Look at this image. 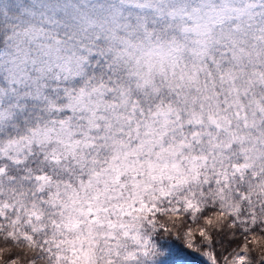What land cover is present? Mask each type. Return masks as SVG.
<instances>
[{
    "label": "snow or ice",
    "instance_id": "obj_1",
    "mask_svg": "<svg viewBox=\"0 0 264 264\" xmlns=\"http://www.w3.org/2000/svg\"><path fill=\"white\" fill-rule=\"evenodd\" d=\"M0 264H264V0H0Z\"/></svg>",
    "mask_w": 264,
    "mask_h": 264
},
{
    "label": "clouds",
    "instance_id": "obj_2",
    "mask_svg": "<svg viewBox=\"0 0 264 264\" xmlns=\"http://www.w3.org/2000/svg\"><path fill=\"white\" fill-rule=\"evenodd\" d=\"M80 2L86 4L88 0H80ZM69 23H71V21H69ZM82 35L83 34L77 35L72 27H69L66 32H61L58 37L61 44L56 56L63 59H53L44 73L46 80L42 88H55L59 86L63 89L64 87H68L70 89L67 94L69 103H78L77 97L73 96L72 93H77L78 96L79 89L83 87V84H76V80H87L90 76H99L102 71L107 72L106 58L97 55L95 50H92L91 55H89L85 45L81 43ZM184 43L185 47L181 55L183 56L184 63L188 64L195 60V53L191 51V49L196 46L194 43V34H191L189 39ZM99 61H105V63L101 64ZM21 95H24V93ZM29 100H32L31 96H29ZM35 103L36 101H33V104ZM23 118L24 116L21 114V120H23ZM78 123V120L73 121V124ZM49 131L53 136H60L66 131V128L64 125H60V127H54ZM47 148L48 145L46 144L36 143L35 147L32 149L34 154L31 156L29 163L39 159Z\"/></svg>",
    "mask_w": 264,
    "mask_h": 264
},
{
    "label": "trees",
    "instance_id": "obj_3",
    "mask_svg": "<svg viewBox=\"0 0 264 264\" xmlns=\"http://www.w3.org/2000/svg\"><path fill=\"white\" fill-rule=\"evenodd\" d=\"M233 248H235V245H233ZM218 251H222V249H219V248H218Z\"/></svg>",
    "mask_w": 264,
    "mask_h": 264
}]
</instances>
